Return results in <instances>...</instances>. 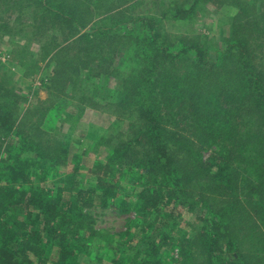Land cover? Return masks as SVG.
<instances>
[{"label":"trees","instance_id":"trees-1","mask_svg":"<svg viewBox=\"0 0 264 264\" xmlns=\"http://www.w3.org/2000/svg\"><path fill=\"white\" fill-rule=\"evenodd\" d=\"M33 1L40 10L34 34L42 41L33 66L40 56L47 66L55 62L50 92L69 80L74 89L85 70L111 73L109 52L95 48L112 41L114 27L87 28L129 0ZM200 1L173 17H191ZM6 11L1 27L10 23ZM245 13L234 15L215 56L201 33L167 46L161 20L129 17L149 31L139 51L146 66L123 78L110 98L100 102L88 93L90 105L124 127L108 139L116 136L107 159L91 169L93 185H79L75 153L73 170L54 181L57 158L67 160L69 152L42 128L49 109L30 104L31 112L21 113L15 107L24 96L0 86V264H47L51 245L54 264H80L79 254L95 249L88 239L102 236L90 224L91 207L135 213L112 246V264H169L165 250L172 244L179 248L174 264H264V0L251 20H242ZM67 30L71 37L63 39L59 31Z\"/></svg>","mask_w":264,"mask_h":264},{"label":"rangeland","instance_id":"rangeland-1","mask_svg":"<svg viewBox=\"0 0 264 264\" xmlns=\"http://www.w3.org/2000/svg\"><path fill=\"white\" fill-rule=\"evenodd\" d=\"M193 1L129 0L124 6H118L97 15L94 23L87 29L93 31L99 26L114 27L110 30L112 41L108 43L101 41L95 48L109 52L106 59L110 58L113 70L101 76L97 75L95 69L82 71L81 84L74 89V82L69 80L66 85L63 83L59 86L57 91L50 92L48 80L55 62L47 66L48 60L44 61L40 56L38 63L33 66L35 64L33 59L39 57L37 52L42 44L40 34H34V24L40 22L38 20L40 10L35 5L32 7L33 0H0V17L7 13L6 10L11 12L10 23L1 27L3 23L0 20V86L24 96L15 107L21 113L27 110L30 104L32 107L40 106L41 109H49L42 128L61 139L69 152V159L57 158L58 162L54 169L56 172L53 173L54 181H62L65 175L73 170L75 162L72 161V155L75 153L80 156L81 170L77 176L79 185H93L95 179L91 169L97 163L107 159V154L111 150L110 146L116 142V136L119 135L116 133L124 128L120 123L122 120L100 111L97 107L90 105L88 100L95 99L101 102L104 98L112 97L121 88L123 78L134 74L136 69L143 68V65L146 66L143 64V56L141 61L140 52L145 45L142 39L150 37V34L146 28H141L138 20L135 22L131 19L132 17L161 20L158 29L167 39V46L171 43L180 44L176 40L180 35L201 33L204 35L203 41L210 54L215 56L216 50L224 45L222 38L230 33L234 15L242 8H247L249 14L245 13L244 15L248 16L242 17V20L248 17L251 20L256 15L254 10L259 12L262 4V0H201L198 10L191 17H173L180 7L189 8ZM167 13L171 16L163 18ZM34 14L37 20L34 19ZM59 34L63 39L71 37L68 30L63 33L59 31ZM87 45H83L82 48H86ZM22 64L25 68L29 67L30 76L24 75ZM92 65L97 67L95 62ZM173 72L180 75V69H173ZM89 84L93 85L95 90ZM179 90L173 89L171 94L177 95ZM89 92L94 99L90 97ZM201 94L202 92L199 91L198 95ZM32 109L29 107L27 112L30 113ZM39 113L40 110L36 112L34 118L30 119V123H37L35 120L39 117ZM115 134V138L108 141ZM214 151L215 147L203 151V155L208 158ZM122 204L124 203L121 200L120 207L125 206ZM87 211L91 217V226L99 229L102 236L99 239H88L95 249L91 251V254L81 252L78 261L80 264H112L109 262L113 254L112 246L116 245L122 239L120 235L130 228L135 213L126 209L100 207H91ZM189 217L190 222L195 223L194 215ZM196 227V223L194 226L191 225L189 231L195 232ZM180 238H182L181 234ZM136 243L135 240L130 245L133 247ZM48 250L51 259L47 264H54L53 261L57 259V249L55 245H51ZM178 255L179 248L174 244L165 250V257L169 264H174L179 259Z\"/></svg>","mask_w":264,"mask_h":264}]
</instances>
